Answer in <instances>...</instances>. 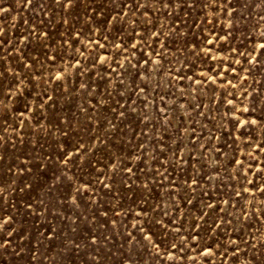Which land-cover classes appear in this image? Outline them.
Wrapping results in <instances>:
<instances>
[{"label": "rangeland", "instance_id": "1", "mask_svg": "<svg viewBox=\"0 0 264 264\" xmlns=\"http://www.w3.org/2000/svg\"><path fill=\"white\" fill-rule=\"evenodd\" d=\"M264 0H0V264H264Z\"/></svg>", "mask_w": 264, "mask_h": 264}, {"label": "snow or ice", "instance_id": "2", "mask_svg": "<svg viewBox=\"0 0 264 264\" xmlns=\"http://www.w3.org/2000/svg\"><path fill=\"white\" fill-rule=\"evenodd\" d=\"M261 47L264 48V45H262Z\"/></svg>", "mask_w": 264, "mask_h": 264}]
</instances>
